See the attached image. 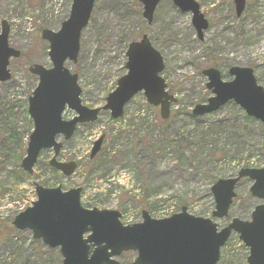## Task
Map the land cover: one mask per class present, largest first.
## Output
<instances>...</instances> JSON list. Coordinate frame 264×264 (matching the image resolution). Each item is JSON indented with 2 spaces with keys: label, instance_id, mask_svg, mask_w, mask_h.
<instances>
[{
  "label": "rangeland",
  "instance_id": "rangeland-1",
  "mask_svg": "<svg viewBox=\"0 0 264 264\" xmlns=\"http://www.w3.org/2000/svg\"><path fill=\"white\" fill-rule=\"evenodd\" d=\"M196 1L210 21L203 43L197 39L192 15L180 12L170 0L160 3L152 25L144 20L139 0H96L81 35L79 60L66 63L79 77L84 104L104 106L118 79L126 74L128 44L144 33L164 57L162 76L178 103L172 106L170 118L163 120L160 108L149 105L140 93L121 119L112 121L110 113L103 111L95 123L79 126L70 140L60 136L63 148L58 160L78 165L70 177L52 171L53 150L42 151L32 175L23 171L21 162L19 169L1 153L0 264H62L59 249H50L35 240L31 231L17 230L12 224L37 200L35 183L60 186L64 191L81 188L85 208L118 211L124 225L142 222L143 211L163 219L183 207L194 216L213 219L212 185L238 176L244 168L264 166V124L246 119L235 103L199 123L191 116L197 104L212 96L202 73L210 61L250 67L264 87V0H250L241 19L235 16L233 0ZM71 5L72 0H0V20L10 24V45L24 54L11 62L12 79L0 84V98L10 103L11 118L20 131L29 128L24 102L36 84L28 67L33 63L51 66L49 45L41 32L59 30ZM73 116L70 110L64 115L66 119ZM103 134L102 149L90 160L94 142ZM251 185L249 179L238 184L229 217L213 219L220 228L233 218L249 220L254 208L263 203L251 195ZM123 256L121 262L134 261L130 253ZM244 256L242 242L233 234L222 249L220 264H245Z\"/></svg>",
  "mask_w": 264,
  "mask_h": 264
},
{
  "label": "water",
  "instance_id": "water-1",
  "mask_svg": "<svg viewBox=\"0 0 264 264\" xmlns=\"http://www.w3.org/2000/svg\"><path fill=\"white\" fill-rule=\"evenodd\" d=\"M96 0H72L68 19L57 32L44 29L43 40L49 43L51 68L34 64L29 68L39 82L28 100V113L34 130L29 136L22 168L33 173L39 154L44 149H54L50 166L71 176L77 169L75 162L57 161L63 144L57 136L69 140L78 125L96 122L101 111H110L114 120L124 115L126 104L143 92L148 103L160 107L161 117H170L171 105L177 99L167 91V83L160 74L165 65L161 53L155 49L147 35L131 42L126 51L127 73L122 76L116 89L106 98L101 108H88L80 98L82 90L78 75L66 66V61L77 63L82 31L88 25ZM143 17L152 23L155 10L161 0H140ZM183 12L193 15L192 24L198 38L203 40L209 22L195 0H173ZM237 15L241 16L246 0H235ZM0 83L11 79L9 63L21 57V52L9 45L10 26L6 20L0 23ZM208 78L207 88L212 92L207 103L195 106V117L218 111L228 103L238 105L247 116L264 123V87L258 84L254 70L248 67H231V80L222 79L216 68L203 71ZM76 116L64 120L66 108ZM105 135L92 148L93 160L101 151ZM253 181L251 193L264 200V167L242 169L238 176L218 180L211 188L215 199L213 217L228 216L236 197L235 189L242 178ZM37 201L32 207L18 214L13 226L30 230L35 240L51 249H60L62 264H122L117 260L124 252H135L132 264H217L221 249L233 232L249 248L248 264H264V205H259L251 221L233 219L221 230L212 219L196 217L183 207L180 213L165 219H154L147 211L142 212V222L124 226L121 213L114 210H89L81 205V188L64 192L61 187L46 188L35 184Z\"/></svg>",
  "mask_w": 264,
  "mask_h": 264
},
{
  "label": "trees",
  "instance_id": "trees-1",
  "mask_svg": "<svg viewBox=\"0 0 264 264\" xmlns=\"http://www.w3.org/2000/svg\"><path fill=\"white\" fill-rule=\"evenodd\" d=\"M214 62L215 61H210V64L214 65L216 67L217 64H216V62L215 63ZM28 64H30V62H28ZM33 79L36 82V79L34 77H33ZM33 88H34V86H32V88L30 90L32 91ZM31 91L29 92V95H30ZM24 106H25L24 114L26 116L29 128L24 129L23 131H20L18 129V126L15 123V120L11 118V117H13V112H11L12 107H11L10 103L8 101H6L5 98H3V99L0 98V116L3 119V120H0V127H3V129L0 130V156L2 153V154H4V157H6V159H8V158L13 159L15 161V163L18 165L19 169H20V162L26 153L27 137L29 136V134L32 130V121L29 119L28 114H27V109H26L27 100L24 102ZM3 117H8V119L4 120ZM244 117L246 119H248V117L245 114H244ZM192 119L197 123H199L203 120V118L195 119L193 117H192ZM234 130L236 133V130H238V127L235 126ZM239 136H241V134H239ZM178 140H179V142L182 143L183 139L179 138ZM52 171H54V170H52ZM54 172H56V171H54ZM21 173H23V172H21ZM23 174H25V173H23ZM242 248L245 250L244 261L246 264L247 249L244 246H242ZM130 254L133 257L135 256L133 253H130ZM123 257L124 256H122V258ZM220 262H219V264H220ZM123 263L131 264L132 261L128 260L127 262H123Z\"/></svg>",
  "mask_w": 264,
  "mask_h": 264
},
{
  "label": "flooded vegetation",
  "instance_id": "flooded-vegetation-1",
  "mask_svg": "<svg viewBox=\"0 0 264 264\" xmlns=\"http://www.w3.org/2000/svg\"><path fill=\"white\" fill-rule=\"evenodd\" d=\"M250 0H246V4H245V8H244V11H243V13H242V15L241 16H238L237 15V11H236V4H235V0H233V3H234V6H235V16H236V18L237 19H241L242 17H243V15H244V13H245V11L247 10V7H248V2H249ZM207 18V17H206ZM209 28H210V24H209ZM229 29H231V28H229ZM209 30V29H208ZM208 30H206V32L208 31ZM232 30V29H231ZM205 32V33H206ZM235 32V31H234ZM240 33H244V30H242ZM204 40H205V34H204V38H203ZM204 40L203 41H199L200 43H203L204 42ZM215 63V62H214ZM216 66L217 67H220V70H221V72H222V74H223V76H224V78H228L229 79V76H228V73L227 72H223V70L225 71V68H228V67H230L229 65H221V64H219V63H217L216 62ZM214 66V65H213Z\"/></svg>",
  "mask_w": 264,
  "mask_h": 264
}]
</instances>
